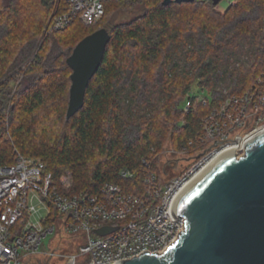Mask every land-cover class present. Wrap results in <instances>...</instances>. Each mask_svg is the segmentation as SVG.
Returning a JSON list of instances; mask_svg holds the SVG:
<instances>
[{
  "label": "trees",
  "instance_id": "16d2710c",
  "mask_svg": "<svg viewBox=\"0 0 264 264\" xmlns=\"http://www.w3.org/2000/svg\"><path fill=\"white\" fill-rule=\"evenodd\" d=\"M162 1L105 0L104 14L135 5L141 10L107 28L111 37L86 88L84 104L67 120L65 98L72 70L66 58L81 38L97 29L76 17L63 29L49 30L53 17L67 10L66 0L49 19L54 0H39L29 11L24 0H0V77L13 66L28 65L13 94L1 83L0 114L11 102L13 143L0 125V164L14 162L16 148L25 157L40 159L56 180L70 170L75 191L94 194L112 182L125 192L142 194L144 160L161 179L158 155L167 141L174 152L184 149L193 156L199 147L190 141L200 134L206 113L258 81L264 87V0H235L223 12L212 0ZM46 27L48 34L41 40ZM84 28L89 30L76 37ZM158 60L154 76L150 67ZM178 80L184 84L170 100ZM194 81L199 89L190 90ZM200 89L207 93V103L184 114L185 100ZM49 98L54 99L50 109L63 130L54 143L33 142L29 136H35L34 128L24 114L35 113ZM124 168L133 176L123 177Z\"/></svg>",
  "mask_w": 264,
  "mask_h": 264
},
{
  "label": "built area",
  "instance_id": "2783aa9c",
  "mask_svg": "<svg viewBox=\"0 0 264 264\" xmlns=\"http://www.w3.org/2000/svg\"><path fill=\"white\" fill-rule=\"evenodd\" d=\"M66 2L67 10L53 17L49 30L63 29L76 17L94 25L104 14L105 0ZM207 101L206 95L191 94L183 113ZM263 129L264 87L258 81L250 90L226 96L204 115L200 134L190 141L198 151L190 157L184 149L177 152L190 160L180 174L159 179L144 160L142 194L125 192L112 182L94 194L75 191L70 170L56 180L40 159L15 151L14 162L0 164V264H27L26 258L38 255L46 258L45 264H115L144 252L163 253L185 228L184 218L172 212L179 191L221 152L235 148L241 154L244 141ZM120 173L133 176L126 168ZM106 225L115 229L94 233ZM48 235L57 238L55 246L50 240L47 250H41ZM62 243L69 244L67 252H60Z\"/></svg>",
  "mask_w": 264,
  "mask_h": 264
},
{
  "label": "water",
  "instance_id": "95a60500",
  "mask_svg": "<svg viewBox=\"0 0 264 264\" xmlns=\"http://www.w3.org/2000/svg\"><path fill=\"white\" fill-rule=\"evenodd\" d=\"M195 0H163V5ZM220 0H212L217 5ZM107 28L80 39L66 58L72 70L66 119L84 104L89 81L99 68ZM172 212L184 231L163 253L144 252L115 264H264V129L217 155L176 195ZM114 226L94 231L104 235Z\"/></svg>",
  "mask_w": 264,
  "mask_h": 264
},
{
  "label": "rangeland",
  "instance_id": "374dc122",
  "mask_svg": "<svg viewBox=\"0 0 264 264\" xmlns=\"http://www.w3.org/2000/svg\"><path fill=\"white\" fill-rule=\"evenodd\" d=\"M24 1L26 2L27 6H28V11L33 10L34 8L36 9V7L39 6L38 5L39 0H24ZM234 2H235V0H220L219 3L216 5V9L220 12H223L226 10V8L231 3H234ZM61 4H62V0H54L53 10L49 12V15H47L46 19H49L55 10V7H60ZM140 10H141L140 5H135L134 8H132L130 10H120V11H115L114 13H109L106 11L104 16H102V18L100 20H98V22L95 25H93L91 29H99L102 27L109 28L114 23H119L121 21L128 20L130 18L135 17L136 15H138L140 13ZM36 15H35V18H36ZM47 28L48 27H46L42 30V32L39 36V39L43 40L46 37V35L48 34V32L46 31ZM88 30L89 29L84 28L81 32H79V34L76 37H78V38L81 37ZM65 34H66V32L63 35H65ZM69 36H70V34H69ZM73 40H74V38H72L71 44H72ZM74 46H73V48H74ZM64 49H65V51H68L67 46H64ZM72 49H71V51H72ZM159 62H160V60H158V62L152 64L150 67V72L154 76H155V74L158 75V71H159V64L158 63ZM27 68H28V65L23 64V65H19L16 67L13 66L9 70H7V74L0 77V88L2 86L1 83L4 82V83H6V84H4L5 85L4 88L11 90L12 94H13L18 83H19V81L23 77L24 71L27 70ZM9 78H10V80H9ZM45 80H46V78L44 79V81ZM176 83L177 84L174 87L175 90H174L173 94L171 95V97L172 96L173 97H172V99L170 98V100H173L175 97H177V95H175V94L179 93L181 87L184 84V81L181 82L180 80H178ZM52 87H53V84L50 87H46V90H48L47 88H52ZM190 88H191L190 90L199 89V88H197L196 81H194L190 84ZM198 94L201 96L207 95V93L205 91H202L201 89H200V92ZM65 100L68 101V92H67V96H66ZM53 102H54V99L49 98L47 100V104L45 106L38 108L35 113L30 114V115L24 114L25 119L28 121V126H30L32 124V127L34 128L35 136H33V137L29 136V139L31 141L33 139V142L41 141V142H44V143L47 142L50 144L54 143V141L57 139L58 134H60L61 131L63 130L62 121L59 120L58 118L57 119L54 118V112L52 109H50V106L53 104ZM10 103L11 102H9L5 111L0 114L2 116L1 120H3V122H1L0 125L1 126L4 125L5 130H6L5 137H7V139H9V141L13 143V138H12L13 135H12V132L10 130V127H11L10 126V120H9L10 116H9V112H8V111H10L9 107H11ZM62 108H63V105L61 104V109ZM159 114H161V113H159ZM22 115L23 114H21V116ZM163 115H164V113H163ZM14 150L17 151L16 148ZM189 161L190 160L187 159L185 155L178 154L177 152H174L172 150L171 142L167 141L164 144L163 150L158 155L157 167L160 171L161 176L165 180H169V179L177 176L178 174H180L184 169H186L190 163ZM50 240H52L51 245L55 246V242H56L57 238H55L52 235H48L43 240V243L41 245V250H44V251L47 250V243H49ZM68 250H69V244L68 243H65V244L62 243L60 245V252H67ZM45 260H46V258L41 256V255L32 256V257H28L25 259V261L28 262L27 264H45Z\"/></svg>",
  "mask_w": 264,
  "mask_h": 264
}]
</instances>
